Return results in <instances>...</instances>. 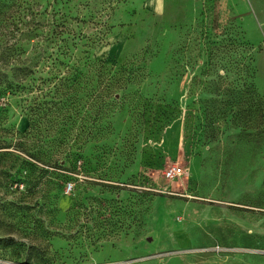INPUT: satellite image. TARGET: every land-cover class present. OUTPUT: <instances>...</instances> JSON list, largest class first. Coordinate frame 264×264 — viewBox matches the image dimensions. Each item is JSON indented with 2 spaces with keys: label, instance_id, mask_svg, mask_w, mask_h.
Returning <instances> with one entry per match:
<instances>
[{
  "label": "rangeland",
  "instance_id": "rangeland-1",
  "mask_svg": "<svg viewBox=\"0 0 264 264\" xmlns=\"http://www.w3.org/2000/svg\"><path fill=\"white\" fill-rule=\"evenodd\" d=\"M153 1L14 0L51 165L0 169V264H264V0Z\"/></svg>",
  "mask_w": 264,
  "mask_h": 264
},
{
  "label": "trees",
  "instance_id": "trees-1",
  "mask_svg": "<svg viewBox=\"0 0 264 264\" xmlns=\"http://www.w3.org/2000/svg\"><path fill=\"white\" fill-rule=\"evenodd\" d=\"M14 3V0H0V169L5 173L30 165V162L21 157L19 153L25 154L27 158L36 159L45 166L51 165L48 153L43 148L38 150L36 143L32 142V131L35 124L30 115V107L27 108L30 128L22 135L7 127L3 115L8 107L6 100L19 95L29 96L31 91L30 78L36 72L39 64L44 63L45 55L49 52L48 48H42L38 52L35 50L34 53L33 48L36 44L34 45L33 40L37 37L35 36L36 31L43 32L40 28L42 27L41 24L37 23L35 27H31L21 34L18 32L15 23L17 9L14 10ZM43 14L39 10L33 12L36 19ZM45 37H48V34ZM23 41H25L24 45L22 44ZM45 42H47V38L42 41L43 44ZM33 53L37 61L32 64ZM99 70V78L103 85L102 93L107 91L109 93L115 86L116 74L107 78L105 77L107 70L103 66ZM3 104L5 105L3 106ZM259 104L264 105V100H261ZM58 144L63 145V142ZM59 153H63V148H60L57 154Z\"/></svg>",
  "mask_w": 264,
  "mask_h": 264
},
{
  "label": "built area",
  "instance_id": "built-area-1",
  "mask_svg": "<svg viewBox=\"0 0 264 264\" xmlns=\"http://www.w3.org/2000/svg\"><path fill=\"white\" fill-rule=\"evenodd\" d=\"M185 174V170L178 164L172 165L164 171V177L168 181H175L182 178Z\"/></svg>",
  "mask_w": 264,
  "mask_h": 264
},
{
  "label": "crops",
  "instance_id": "crops-1",
  "mask_svg": "<svg viewBox=\"0 0 264 264\" xmlns=\"http://www.w3.org/2000/svg\"><path fill=\"white\" fill-rule=\"evenodd\" d=\"M153 1V0H152ZM155 2V3H154ZM152 5V4H151ZM153 8L154 9H160V8H163V1L160 0V2L158 3V0L157 1H153Z\"/></svg>",
  "mask_w": 264,
  "mask_h": 264
}]
</instances>
